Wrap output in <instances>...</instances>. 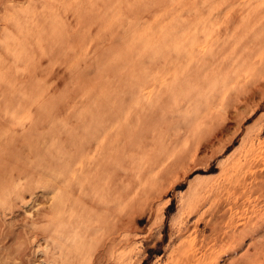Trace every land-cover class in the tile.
<instances>
[{
    "label": "rangeland",
    "instance_id": "1",
    "mask_svg": "<svg viewBox=\"0 0 264 264\" xmlns=\"http://www.w3.org/2000/svg\"><path fill=\"white\" fill-rule=\"evenodd\" d=\"M263 154L264 0H0V264H264Z\"/></svg>",
    "mask_w": 264,
    "mask_h": 264
},
{
    "label": "bare ground",
    "instance_id": "2",
    "mask_svg": "<svg viewBox=\"0 0 264 264\" xmlns=\"http://www.w3.org/2000/svg\"><path fill=\"white\" fill-rule=\"evenodd\" d=\"M264 155V154H263ZM263 157V156H262ZM54 176V175H53ZM49 179V178H48ZM46 180V179H45ZM49 181H51V179L50 180H48V182ZM55 181V180H54ZM45 182H47V181H45ZM52 182H53V179H52ZM50 184H51V182H50ZM62 188V187H61ZM64 188H65V186H64ZM54 189V188H53ZM54 193H55V196H56V194L58 193V188L56 187V189L55 190H53L52 192L50 191V194H49V196L48 197H52V196H54ZM66 193V192H65ZM62 195H63V193H62ZM67 195V194H66ZM73 195V194H72ZM62 196L61 195H57V197H52V198H54V201H55V206H57V207H59V206H61V205H59L60 204V201H62V198H61ZM52 198H49L50 199V201H52L53 199ZM29 199V198H28ZM69 201H71L70 199H69ZM12 206V205H11ZM49 207V206H48ZM69 210V209H68ZM70 211V210H69ZM63 216H65L64 214H63ZM63 216H60V217H63ZM65 219V218H64ZM79 231V230H78ZM60 235V234H59ZM62 235H64V234H62ZM62 235H60V236H62ZM58 237V236H57ZM28 238V237H27ZM61 239V238H60ZM204 243V242H203ZM190 252H192V251H190ZM188 253V252H187ZM187 256V259H188V261H186V262H183V263H185V264H197V262L196 261H194V260H191L188 256L189 255H186ZM190 256H191V253H190ZM52 257V256H51ZM195 258H197V257H195ZM53 259V258H52ZM190 259V260H189ZM59 260V259H58ZM194 262V263H193ZM180 263V262H179ZM182 263V264H183Z\"/></svg>",
    "mask_w": 264,
    "mask_h": 264
}]
</instances>
